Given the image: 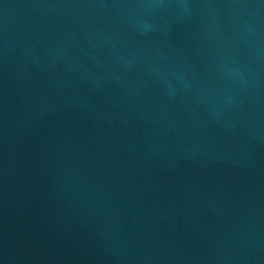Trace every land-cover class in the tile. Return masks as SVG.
Listing matches in <instances>:
<instances>
[{
    "label": "water",
    "instance_id": "obj_1",
    "mask_svg": "<svg viewBox=\"0 0 264 264\" xmlns=\"http://www.w3.org/2000/svg\"><path fill=\"white\" fill-rule=\"evenodd\" d=\"M0 264H264V0H0Z\"/></svg>",
    "mask_w": 264,
    "mask_h": 264
}]
</instances>
